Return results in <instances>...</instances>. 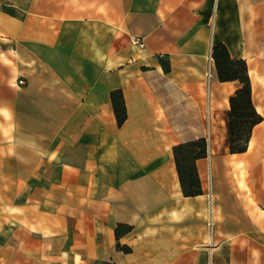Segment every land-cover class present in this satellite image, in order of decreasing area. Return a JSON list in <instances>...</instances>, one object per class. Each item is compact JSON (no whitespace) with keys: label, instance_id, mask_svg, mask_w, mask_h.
<instances>
[{"label":"crops","instance_id":"1","mask_svg":"<svg viewBox=\"0 0 264 264\" xmlns=\"http://www.w3.org/2000/svg\"><path fill=\"white\" fill-rule=\"evenodd\" d=\"M216 45L261 117L241 154ZM0 264H264V0H0Z\"/></svg>","mask_w":264,"mask_h":264},{"label":"trees","instance_id":"2","mask_svg":"<svg viewBox=\"0 0 264 264\" xmlns=\"http://www.w3.org/2000/svg\"><path fill=\"white\" fill-rule=\"evenodd\" d=\"M211 59L220 83L237 82L240 85V88L229 98L228 150L230 154H241L246 151L252 129L261 122V117L256 113L251 102L247 68L243 61L231 60L222 45L212 48ZM161 64L168 68L162 61ZM110 102L117 125L121 127L126 119L121 92H112ZM172 152L182 196L184 198L200 196L202 192L195 162L207 156L206 141L204 139L190 141L175 146ZM130 231V227L119 225L115 230V237L118 240ZM117 249L125 253L129 251L118 245Z\"/></svg>","mask_w":264,"mask_h":264},{"label":"built area","instance_id":"3","mask_svg":"<svg viewBox=\"0 0 264 264\" xmlns=\"http://www.w3.org/2000/svg\"><path fill=\"white\" fill-rule=\"evenodd\" d=\"M132 44H133L134 46L143 47V45H142L138 40H134V41L132 42ZM209 79H210V68H208L207 73H206V80H207V83H208ZM18 85L22 86V85H24V82H23V81H19V82H18ZM209 227H210V229H211V227H212V223H211V222H210V224H209Z\"/></svg>","mask_w":264,"mask_h":264}]
</instances>
